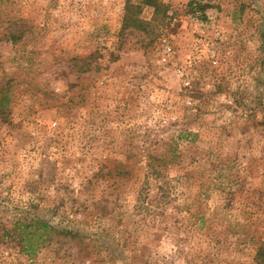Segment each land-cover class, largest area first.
I'll return each mask as SVG.
<instances>
[{"label":"rangeland","instance_id":"374dc122","mask_svg":"<svg viewBox=\"0 0 264 264\" xmlns=\"http://www.w3.org/2000/svg\"><path fill=\"white\" fill-rule=\"evenodd\" d=\"M159 1L0 0V264H264V0Z\"/></svg>","mask_w":264,"mask_h":264},{"label":"trees","instance_id":"16d2710c","mask_svg":"<svg viewBox=\"0 0 264 264\" xmlns=\"http://www.w3.org/2000/svg\"><path fill=\"white\" fill-rule=\"evenodd\" d=\"M148 4L153 5L156 10H158V12H160L161 7H164L165 4L163 2H160L159 0H147ZM189 6L191 9L196 10V11H200L203 15V18H206V10L208 5L203 4L201 2L198 1H191L189 3ZM21 226L20 232H19V237L21 239L26 240V247H27V251H32L36 245V242L31 241V237L34 235L36 237H38V239L41 237L42 234L39 233V230H42L44 233H49L50 236L52 234H59V232L57 230H55L48 222H34L32 224H26V223H20L19 224ZM32 228H35V232L32 230ZM47 233V234H48ZM258 254H260L261 256H264V247H260Z\"/></svg>","mask_w":264,"mask_h":264}]
</instances>
